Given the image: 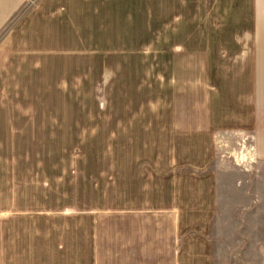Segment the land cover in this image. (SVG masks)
Segmentation results:
<instances>
[{
    "label": "rangeland",
    "instance_id": "1",
    "mask_svg": "<svg viewBox=\"0 0 264 264\" xmlns=\"http://www.w3.org/2000/svg\"><path fill=\"white\" fill-rule=\"evenodd\" d=\"M264 0L0 3V264H264Z\"/></svg>",
    "mask_w": 264,
    "mask_h": 264
},
{
    "label": "crops",
    "instance_id": "2",
    "mask_svg": "<svg viewBox=\"0 0 264 264\" xmlns=\"http://www.w3.org/2000/svg\"><path fill=\"white\" fill-rule=\"evenodd\" d=\"M25 1L27 0H0V3H11V2L21 3ZM258 138H259V144H260V146H258V149H260V152L262 153L260 154V156H263L264 155V133L260 134Z\"/></svg>",
    "mask_w": 264,
    "mask_h": 264
}]
</instances>
